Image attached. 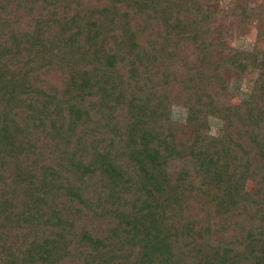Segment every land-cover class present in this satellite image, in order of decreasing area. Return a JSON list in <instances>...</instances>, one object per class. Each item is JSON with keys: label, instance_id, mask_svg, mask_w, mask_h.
<instances>
[{"label": "trees", "instance_id": "obj_1", "mask_svg": "<svg viewBox=\"0 0 264 264\" xmlns=\"http://www.w3.org/2000/svg\"><path fill=\"white\" fill-rule=\"evenodd\" d=\"M219 2L0 0V264H264V36Z\"/></svg>", "mask_w": 264, "mask_h": 264}, {"label": "rangeland", "instance_id": "obj_2", "mask_svg": "<svg viewBox=\"0 0 264 264\" xmlns=\"http://www.w3.org/2000/svg\"><path fill=\"white\" fill-rule=\"evenodd\" d=\"M175 1H182L188 6H193L197 3H199L202 0H175ZM230 0H221V2L218 3V5H215L213 7L215 11V22L213 24V27L215 32L218 33L219 30V25L224 26L227 23H230V32H229V38L227 39V45L230 47H235V46H244L251 44L257 37L259 29H262L263 31V36H264V20L263 19H257L249 22L248 26V32L243 33V38H239V31L236 29L235 25L233 24V16H229L228 12V2ZM260 2L259 0H252V3H258ZM227 3V4H226ZM221 31V30H220ZM231 89L235 91L240 98H246L248 94V89H249V82L248 81H240V80H233L230 85ZM184 110L180 107L175 106L173 115L174 118L179 119L182 118ZM212 126H213V131H215L217 122L212 119L211 121ZM252 184H249L248 188H252Z\"/></svg>", "mask_w": 264, "mask_h": 264}]
</instances>
